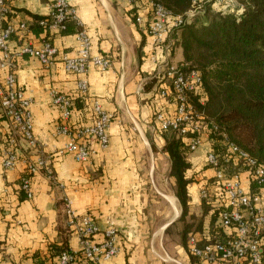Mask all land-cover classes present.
<instances>
[{"label": "crops", "instance_id": "1", "mask_svg": "<svg viewBox=\"0 0 264 264\" xmlns=\"http://www.w3.org/2000/svg\"><path fill=\"white\" fill-rule=\"evenodd\" d=\"M66 1L89 37L91 54L106 57L109 65L103 70L90 67L84 75L64 69L62 57L74 55L78 46L71 26L65 33L28 30L10 37L8 46L14 52L23 43L38 47L49 38L57 56L49 66L29 55L14 60L16 83L31 100L37 144L30 146L0 114V264H56L59 251L79 249L78 237L66 224L64 198L76 214L87 215L96 223L97 241L104 239L106 229L116 231L119 250L100 264H190L177 234L181 207L168 175L170 159L163 151V130L153 118L154 111L171 114L175 108L171 100L156 94L159 87H169L159 76L157 63L180 62V51L170 52L164 43L154 47L146 31L131 19V0ZM50 5V0H8L9 14L0 20V26L6 21L28 23L45 17ZM5 73L0 68V79ZM80 78L87 82L84 94L78 90ZM52 90L73 98V127L92 122L94 100L111 115L105 149L91 143L94 152L85 162H77L63 151L67 136L56 131L59 112L51 103ZM10 137L15 138L17 159L14 167L4 169L1 153ZM208 149L209 143L204 142L192 152L186 172V177H194L187 185L191 210L202 216L200 230L189 233L198 239L211 232V216L203 212L199 196L200 188L213 175L205 163ZM38 158L45 161V167L30 176L32 195L26 198L20 181L27 165ZM241 178L248 188L246 172H241ZM230 232L225 229L226 235ZM77 264L93 263L78 259Z\"/></svg>", "mask_w": 264, "mask_h": 264}, {"label": "built area", "instance_id": "2", "mask_svg": "<svg viewBox=\"0 0 264 264\" xmlns=\"http://www.w3.org/2000/svg\"><path fill=\"white\" fill-rule=\"evenodd\" d=\"M50 11L47 18L39 21L48 31H62V21L66 17L73 19L80 30L75 33L78 43L74 55L62 57L63 67L67 72L84 75L90 67L100 70L106 69L109 60L99 54H91L89 37L81 27L76 17L74 8L66 0H50ZM200 0H191L190 8L184 14H173L169 9L152 0H140L135 10V22L141 26L150 37L154 47H161L172 27L181 25L192 15L197 8H201ZM214 6L221 7L222 3L237 0H209ZM221 3V4H220ZM197 5V6H195ZM223 6V5H222ZM242 8V5H240ZM9 12L8 0H0V20H5ZM24 22L12 23L6 21L5 26H0V53L2 56L0 68L6 73L0 79V114L10 120L14 130L23 137L27 143L34 147L36 140L33 135V121L29 110L31 100L25 97L22 89L16 83L13 72L14 60L18 56L29 55L37 58L43 65L54 63L57 48L49 38H44L40 46L23 43L17 51L9 49L11 35L26 32ZM157 62V58L155 57ZM157 63L159 76L168 81V88L159 87L156 94L161 99L171 100L175 108L171 114L154 111L153 118L160 130H173L178 136L186 140L190 151H194L207 142L208 133L216 129L214 124H209L204 119L201 109L191 102L194 94H199L201 85V72L191 68L187 63ZM78 90L84 94L87 91V82L84 78L78 81ZM203 96L199 97V104H203ZM73 98L56 90L51 91V103L59 112V121L56 126L58 133L67 136L63 151L71 154L77 162L89 160L94 152L92 144L105 149L108 146L107 129L111 122V115L107 113L97 100L92 101L93 120L89 125L73 127L70 125ZM226 152L223 155L208 149L205 163L213 170L211 185L218 189L217 201L223 205L219 212L220 224L231 232L223 241L217 240L204 244L198 243L194 235L187 240L188 252L198 259L199 264H240L246 261L249 264H264V164L258 163L245 151L234 143L224 139ZM15 138L10 137L2 149L1 164L4 169L14 167L16 153L14 150ZM242 163L245 165L248 185L255 182L260 189L258 193L251 194L249 187L242 183L241 172L227 175V164ZM45 167V161H37L27 165L26 173L29 176L21 178L20 188L26 198H30V176ZM48 177L52 180L50 170L46 169ZM208 188L202 186L199 190L201 199L208 197ZM66 224L70 231L79 239V249L64 250L57 255L56 264H77L78 259H85L93 264L107 260L116 255L119 247L116 242V231L112 228L103 232L104 239L96 240L99 228L91 217L78 215L70 207V201L63 199Z\"/></svg>", "mask_w": 264, "mask_h": 264}, {"label": "trees", "instance_id": "3", "mask_svg": "<svg viewBox=\"0 0 264 264\" xmlns=\"http://www.w3.org/2000/svg\"><path fill=\"white\" fill-rule=\"evenodd\" d=\"M140 0H131L130 16L135 22V10ZM162 4L173 14H184L191 0H152ZM243 8L235 4L217 7L207 20L199 24L188 22L172 27L164 41L165 49L180 51V62L201 72L199 94L191 97L192 104L201 109L205 121L211 127L207 142L210 149L219 155L226 152L224 139L237 145L258 163L264 164V0H241ZM208 12V11H207ZM8 14L5 19H7ZM45 17H35L25 23L27 31H46L39 24ZM62 24L61 33L73 28L74 33L80 26L70 17ZM12 36V35H11ZM203 96V104L199 97ZM211 122V123H210ZM163 151L170 159L169 178L173 194L177 197L181 214L177 220L180 227L178 235L181 245L189 255L190 264H199L198 259L188 252L187 240L191 231L200 230L202 216L199 218L191 210L187 185L194 180L193 175L186 177L190 168V152L185 139L173 130H163ZM209 167L208 165H206ZM205 166V167H206ZM245 170L242 163L227 164V175ZM25 176L29 174L25 173ZM212 177L203 184L208 188V197L202 199V210L211 218L210 235L198 239L204 244L227 238L225 229L219 221V212L224 208L217 201L218 189L211 185ZM21 184V181H20ZM262 187L252 182L251 194L258 193ZM263 190V188H262ZM25 195V194H24ZM168 228L166 231H169ZM68 250L65 248L59 251ZM264 254V251H263Z\"/></svg>", "mask_w": 264, "mask_h": 264}, {"label": "rangeland", "instance_id": "4", "mask_svg": "<svg viewBox=\"0 0 264 264\" xmlns=\"http://www.w3.org/2000/svg\"><path fill=\"white\" fill-rule=\"evenodd\" d=\"M199 2L200 3H197V4H200L201 8L196 9V7H195V10L192 12V15L187 18L188 22H195L197 24L204 22L207 20V16H208L207 13L209 14L210 12H212L214 9H217V7H218V6H214L213 3L209 0H200ZM227 3H229V2L226 1L225 3H222V4L220 3L221 5H219V6H222V5L225 6V5H227ZM230 4H231V6H233L234 2L232 1ZM240 5H242V8H243V3L241 2V0H237L236 6L240 8L241 7ZM195 6H197V5H195ZM189 8H190V5H189ZM192 152H190L188 155L189 159L191 158ZM177 234H178V232H177Z\"/></svg>", "mask_w": 264, "mask_h": 264}, {"label": "bare ground", "instance_id": "5", "mask_svg": "<svg viewBox=\"0 0 264 264\" xmlns=\"http://www.w3.org/2000/svg\"><path fill=\"white\" fill-rule=\"evenodd\" d=\"M171 198V197H170Z\"/></svg>", "mask_w": 264, "mask_h": 264}]
</instances>
